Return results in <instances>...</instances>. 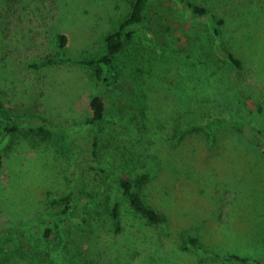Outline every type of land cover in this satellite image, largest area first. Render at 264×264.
<instances>
[{"label":"rangeland","instance_id":"obj_1","mask_svg":"<svg viewBox=\"0 0 264 264\" xmlns=\"http://www.w3.org/2000/svg\"><path fill=\"white\" fill-rule=\"evenodd\" d=\"M126 1L0 0V101L22 125L13 131V150L7 149L6 140L0 150V245L4 242L2 248L8 249L18 244L17 248L28 250L34 237V242L43 241L62 260V238L72 241L77 222L94 217L95 233L78 241L88 253L87 264H195L203 254L187 247L186 236L192 231L203 245L219 251L263 256V148L229 125L186 135L178 143L171 135L179 119L193 114L203 120L230 118L233 125L239 119L264 135V0H191L224 19L214 42L220 46L221 41L234 51L241 65L224 69L219 99L198 114L196 102L183 110L178 105L182 92L167 83L153 90L159 109L148 108L145 115L122 95L108 91L104 99L107 112L125 131L106 148L112 164L107 163L109 156L98 157L102 171L91 165L93 130L81 128L92 114L94 92L90 68L82 60L103 48L102 36L125 13ZM150 12L147 31L155 35L154 30H163L157 32L161 38L169 26L184 49L189 48L191 31L203 33L210 23L184 0H156ZM58 34L67 37L63 48ZM138 47L149 46L142 42ZM220 47L217 52L227 59ZM176 81L174 73L168 75L169 84ZM256 106L259 116L251 114ZM39 121L51 129L63 124L68 131L64 137H53L23 128ZM132 123L138 125L137 132L130 131ZM100 139L102 145L108 143L104 127ZM76 162L83 170L84 183L78 203H73L77 212L71 214L65 212V204L51 203L50 198L76 186L72 175ZM154 167L157 175L144 194L166 213L165 226L150 224L125 200H121L120 229L108 211L99 213L114 202L116 177L134 176ZM49 220H53V230L42 240ZM200 264L245 263L210 259Z\"/></svg>","mask_w":264,"mask_h":264},{"label":"trees","instance_id":"obj_2","mask_svg":"<svg viewBox=\"0 0 264 264\" xmlns=\"http://www.w3.org/2000/svg\"><path fill=\"white\" fill-rule=\"evenodd\" d=\"M155 1L127 0L125 13H122L114 21V26L103 34L101 40L103 48L90 58L82 60L84 65L90 68L91 79L94 84V92L90 100L92 114L87 122L81 124V128L89 126L93 130L91 145V165L93 169L104 170L99 164L98 157L100 155L109 156V162L107 163H113V160L110 161L111 156L108 155L109 152L106 148H109V145H114V142L119 137H122L125 131L124 128L118 126L116 117L110 116L107 112L104 99L108 91H112L117 96L122 95L132 105L133 109L137 108V112L145 115L148 113V108L150 110L152 108L159 109L154 104L153 90L157 89L160 83H167L173 90L178 91V93L182 92L179 94L181 102L178 105H183L184 110L190 109L188 106L196 102L198 104L196 113L198 114L200 111H206L205 107L210 105L212 107L219 99V87L224 80V76H222L224 69L231 64L241 65V60L235 55L234 51L228 49L221 41L220 46L223 44L222 47L214 42L215 38L221 33L220 27L224 24V19H217V15L210 7L194 1L184 0V3L195 14L206 16L210 23L203 33L198 34L191 31V35H189L191 42L188 49L179 46L177 43L179 38L171 32L169 26L165 27L164 36L161 38L158 37L157 32H162L163 30H154L155 35L150 34L147 31V24L151 18L152 14L150 11ZM57 41L59 46L63 48L67 41L66 35L58 34ZM142 42L148 43V49L138 47ZM218 47H220V50L223 49L222 51L225 52L227 59L219 55L216 50ZM173 73L177 77V81L169 84L167 82L168 75ZM123 82H128L132 86L127 88L123 85ZM244 108L249 109L247 106ZM251 111L253 116H259V106H256V109ZM137 112H135V117L140 121L141 119L139 116L137 117ZM193 115L194 117L192 118L179 119L177 122L175 131L171 135L172 138H177V143L186 135H193L200 131L213 132L212 128L229 125L233 129L238 127L237 129L242 134L259 144L263 148L264 153V135L256 126L246 124L239 119L233 120L237 124L233 125L232 119L222 116L205 117V120H203L201 116H198L200 114L197 116ZM0 120V150L3 152L1 145L6 140L7 149L12 151L14 142H12L11 137L14 136L13 131H16L22 125L19 124L17 117L11 116L5 110L1 101ZM137 126L132 123L129 128L130 131L137 132ZM103 127L108 138V143L104 145H102L100 139ZM23 128L28 132L53 137L55 135L58 136V134L64 137L63 133L68 131L63 124L51 129L50 125L43 121L30 122L28 125H23ZM59 140H62V138H59ZM72 175L78 182L76 186L64 195L51 197L50 202L63 203L66 205L65 212L74 214L77 209L75 207L76 204L73 205V203L74 201L78 203L79 190L84 183V173L77 162ZM156 175L157 169L154 167L153 170L148 169L134 176L116 177L114 202L109 207L107 206L108 208L104 207L106 208L105 210H103L104 208L100 209L99 213L107 214L108 211L110 218L114 220V223L120 229L121 206L124 204L121 200H125L132 211L150 224L165 226L167 222L166 213L151 204L144 194L145 187ZM100 206H98V209ZM71 207H73L72 211L69 210ZM52 221L49 220V223L45 226L44 232H42V240L51 235L53 230ZM96 221L97 219L94 217L91 219H80L75 226L76 234L74 239L66 241L67 238H62V260L58 258L57 253L53 249H50L49 245L44 247L43 241L34 242L35 238L33 237L29 242L28 250L22 249L23 247L20 246V248H17L18 244H16L17 249L15 247L3 249L2 244L4 242H2L0 245V264H20L22 260H26L24 264H87L85 262L88 258V253L82 249L78 241L87 234L95 233L97 228ZM64 241L70 243L71 246H66ZM186 243L188 248L202 252L203 261L213 259L224 262L228 259L235 260L238 263L262 264L264 260V255L259 257L257 255L222 252L211 246L203 245L199 240L198 234L194 231L187 234ZM202 260L195 264H200Z\"/></svg>","mask_w":264,"mask_h":264}]
</instances>
